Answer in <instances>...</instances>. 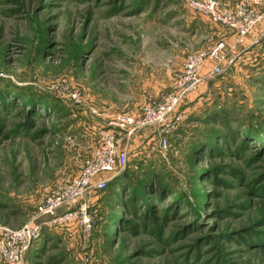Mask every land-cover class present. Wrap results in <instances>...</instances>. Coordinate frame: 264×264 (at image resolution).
Masks as SVG:
<instances>
[{
	"label": "rangeland",
	"instance_id": "374dc122",
	"mask_svg": "<svg viewBox=\"0 0 264 264\" xmlns=\"http://www.w3.org/2000/svg\"><path fill=\"white\" fill-rule=\"evenodd\" d=\"M211 1L263 19L220 66L201 62L166 149L156 126L118 132L128 164L96 177L84 238L38 216L44 196L78 175L98 128L179 91L187 59L236 33L184 0H0V264H264V0Z\"/></svg>",
	"mask_w": 264,
	"mask_h": 264
},
{
	"label": "built area",
	"instance_id": "2783aa9c",
	"mask_svg": "<svg viewBox=\"0 0 264 264\" xmlns=\"http://www.w3.org/2000/svg\"><path fill=\"white\" fill-rule=\"evenodd\" d=\"M184 1L187 8L199 17L206 18L213 24H220L230 32H235L236 38L233 44L226 48L223 42H218L210 48L209 53L189 57L185 64V71L179 79V91L163 96L159 102L148 98L138 117L128 114L118 115L113 117L106 128H98L96 131L97 143L91 155L84 160L78 175L69 184L55 187L44 196L42 205L37 212L38 216L53 217L55 219H52V222L55 224L75 223L81 229L83 237L87 238L91 232L89 219L85 212L87 195L93 190L104 191L108 183L107 181H96V177L107 173L115 175L123 171L128 164L126 151L120 150L118 147V132L124 131L126 136L131 137L138 130L156 126L161 130L159 144L166 149L168 147L167 138L172 131L169 126L173 112L178 108L184 96L195 90L202 82L198 78L201 62L204 60L214 61L217 66H220V62L225 61L227 56L243 43L248 31L263 19V16L259 14L247 12L242 5H236L234 11L229 12L218 10L216 2L211 0ZM91 113L97 115L95 110H91ZM64 207L67 212L56 218L58 211ZM37 229L38 227L33 224L25 225L17 231H13L10 234V240L20 243L29 241ZM13 258L15 261L16 256Z\"/></svg>",
	"mask_w": 264,
	"mask_h": 264
},
{
	"label": "trees",
	"instance_id": "16d2710c",
	"mask_svg": "<svg viewBox=\"0 0 264 264\" xmlns=\"http://www.w3.org/2000/svg\"><path fill=\"white\" fill-rule=\"evenodd\" d=\"M124 173H127V171H126V170H124ZM105 190H107V187H106V189H105ZM105 190H104V191H105Z\"/></svg>",
	"mask_w": 264,
	"mask_h": 264
}]
</instances>
